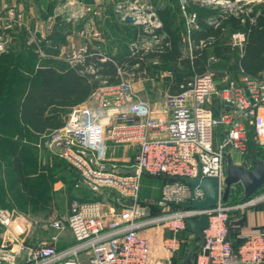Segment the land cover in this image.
<instances>
[{
	"label": "built area",
	"instance_id": "1",
	"mask_svg": "<svg viewBox=\"0 0 264 264\" xmlns=\"http://www.w3.org/2000/svg\"><path fill=\"white\" fill-rule=\"evenodd\" d=\"M138 1L132 6L135 8L122 15V19L130 16L136 20L135 25L144 26L150 35L144 46L151 48L160 42L154 34L162 24L151 1L141 6L137 5ZM256 1L264 0H181L184 11L190 3L221 8L218 18L207 19L216 26L219 18L228 11L242 10ZM74 6L75 14L64 16V22L75 25L91 14H99L90 5L76 2ZM146 10L150 14H146ZM184 17L188 18L189 32L195 27L198 16L196 13L187 16L185 12ZM0 21L2 56L8 54L11 47L12 36L8 32L15 31L21 21L13 10L1 16ZM233 40L235 46L243 47L245 35L235 34ZM133 47L136 49L138 44ZM91 56L92 52L81 48L71 54L69 65L84 64ZM100 56L103 62L107 61V57ZM86 72L101 79L94 67H89ZM119 77L121 84L115 86L107 85V80L102 81V86L86 103L69 110L64 128L41 137V148L72 165L81 173L85 184L96 192H106V197L112 199L118 209L109 211L110 218L106 219L104 204L74 200L67 224L63 220L52 221L53 235L34 247H28L23 239L27 229L19 224L14 227L18 219L9 211H2L0 230H10L14 239L0 241V264H152L153 245L142 235L143 231L160 227L170 231L173 236L164 240L163 245L167 251L176 252L180 250L186 222L199 219L203 214L208 215L209 224L203 231L196 264H264L262 230L253 229L245 234L237 252L229 239L231 213L263 202L264 193L236 205L220 200L205 211L175 201L181 204L180 209L167 210L154 217L140 200L146 175L214 178L219 180L222 193L228 152L234 150L245 156L251 141L255 148L264 149V74L252 77L240 72L238 79L220 87L214 71L209 70L189 80L179 93L167 92L164 108L160 109L161 116L156 113V105L139 94L135 73L119 70ZM216 102L221 106L219 115L215 113ZM243 122L255 128L251 138ZM223 125L229 127L228 132L222 143L216 145L214 131ZM154 130H164L165 136L154 137L150 134ZM109 142L114 148L137 150L129 161L128 170L103 164L111 148ZM205 198L204 191L199 188L194 191L196 202H203ZM66 226L74 244L61 250Z\"/></svg>",
	"mask_w": 264,
	"mask_h": 264
},
{
	"label": "trees",
	"instance_id": "2",
	"mask_svg": "<svg viewBox=\"0 0 264 264\" xmlns=\"http://www.w3.org/2000/svg\"><path fill=\"white\" fill-rule=\"evenodd\" d=\"M151 2L162 24L154 34L160 42L151 48L144 46V43L150 40L145 27L122 22L113 12L114 4L112 3L109 4L108 9L113 14L110 21L113 27L111 33L106 34L112 37V40L106 54L99 50L93 51L92 56L87 58L84 64L75 67L50 64L36 71L31 70L33 75L24 80V83H28L24 89L18 88L16 79L20 77L21 68L17 67L15 62L9 63L10 59L7 55L0 57V106L6 105L9 109L12 106L8 121L4 122L0 115V126H9V128L17 126L39 137L60 130L66 123L63 113L72 107L86 103L102 86V81L107 80V85L113 86L121 84L119 70L133 72L138 79H150L154 70L169 69L173 78L167 79V86H170L171 93H179L181 87L189 80L211 70L210 52L214 60L227 61L232 71L244 72L252 77H262L264 74V1L251 3L239 11H228L223 18H219L218 26L211 25L207 19L215 16L218 18L221 15V8L213 9L208 5L190 3V8L198 17L195 27H191L189 32L182 20L178 0H151ZM61 20L60 17L57 18L48 40L43 41L46 47L47 42H53L49 48L52 50L46 52L50 57L58 54L59 43L66 42L67 33L72 29L71 23ZM238 33L245 35L243 47L233 44V36ZM184 35L193 43V53L190 57L183 54ZM134 44H138L136 49L133 47ZM101 54L108 58L107 61L101 60ZM20 66L23 67L21 64ZM89 67H94L101 79H96L95 75L87 73ZM215 107L216 111L221 108L218 102ZM54 110L58 111L54 112ZM252 153L264 160V149L253 147L250 142L246 154V167L248 164L251 165ZM14 164L16 172L21 176L20 158L15 159ZM147 177L158 178L165 185L175 183L170 177L164 175ZM80 184L78 181L75 187L83 189L82 194L89 190L93 195L92 198L81 200L82 202L101 203L107 195L106 192L94 191L87 184ZM263 190L264 188L258 193ZM242 192L241 187L233 189L229 203L233 205L241 203ZM101 193L103 195H99ZM189 204L190 199L186 201V206L188 207ZM168 206L174 208L170 209ZM168 206L156 207L157 210L150 211V215L159 216L167 210L176 211L182 207L176 202ZM237 216L238 212L231 213L229 224V239L236 252L244 242V239L239 237V226L234 222ZM187 234V230L181 234L182 246L180 252L176 254L174 264H188L186 260L189 255L186 256V252L191 251L189 247L197 242L195 237L191 240L192 242L189 241ZM200 251V248H195L194 254H191L192 264H196Z\"/></svg>",
	"mask_w": 264,
	"mask_h": 264
},
{
	"label": "rangeland",
	"instance_id": "3",
	"mask_svg": "<svg viewBox=\"0 0 264 264\" xmlns=\"http://www.w3.org/2000/svg\"><path fill=\"white\" fill-rule=\"evenodd\" d=\"M136 1L137 0H87V2L84 3L80 2V0H0V9L9 8L8 10H13L20 16L21 23L11 38V47L7 54V58L10 59L9 63L15 62L16 66L21 68L19 72L20 77L16 78L19 84L18 88L24 89L27 87L28 83H24V80L28 79V77H32L33 73L31 70L36 71L40 67L52 64L50 59H47L48 61L45 60V57L48 56L46 52L52 50L49 49L51 43H49L47 47L43 44L44 39L41 32L45 31L47 28H50V31L53 30L54 21H56L58 17L63 21V15L54 17L58 11H71L74 4L78 2L88 6L90 5V7L95 8L99 14H102L103 10L105 12L108 6H110L109 4L113 3V12L116 13L117 18L120 17V20H122V15L124 13L135 8L132 6L136 5ZM150 1L151 0H139L137 5H146ZM178 2L181 6L180 13H182V20H185L184 22L187 27L188 18L184 17L185 12L186 15L189 16L193 11L190 7L186 8V11H184V8H182L184 5L183 2H181V0H178ZM255 3H258V1ZM136 7L138 8V6ZM109 8L111 9L112 7ZM106 16L107 14L99 15L97 16V20L89 17L93 20L92 25L95 24L97 26L94 35L91 36L92 39L101 41L103 39L102 36L106 33V29L110 30L111 33L113 26H111L110 23L107 24V20H105ZM119 22L121 23V21ZM78 24L80 23H77L76 27L79 26ZM100 34L102 36H100ZM185 37L186 35H184V46L186 44ZM66 48V46L59 48L57 56H62L64 58L62 60L69 59L73 53L71 49ZM46 49L48 51H46ZM78 50L80 51L81 48ZM43 55H45V57ZM20 64L23 67H21ZM56 64L60 65L61 62H57ZM13 66L11 67L13 68ZM217 67L218 68L213 67V70L217 71L218 69L219 71L222 68L221 66ZM169 72H171L169 69L154 70V77L152 76L149 81L143 84V90L140 92L150 93V91H159V97L163 99L161 102L164 103L165 91L168 89L166 75ZM17 91L20 92V90ZM0 107V115L3 117L4 122L8 121L11 113L9 111L12 110V106H10V109L6 105ZM57 111L58 110H54V112ZM67 113V111L63 113L64 117L67 116ZM15 127L16 128H14V126L12 128H9V126H0V212L9 211L14 216H17V219L19 216L30 218L28 215H31L33 218L36 217L35 219L39 218V220H18L17 223L14 224V227L19 224L27 229L26 236H24L23 239L28 247H34L38 242L46 240L53 235L54 232L50 229L52 221L63 220L67 224L72 202L84 197L81 189H77L78 186H76V188L75 184L78 181L79 184L85 183L81 173L72 165L63 162L57 154L44 149V147L41 148V137L29 134L25 129H21L20 127ZM251 143L253 147H255V143L252 141ZM17 158H20L22 162L21 176H19L15 170L14 160ZM232 161L235 162L233 158ZM144 178L145 181L142 184L140 200L143 202L142 206L148 212L152 210L156 211V207L159 208L160 206H168L171 203H175V201L171 200L173 199V191H171V189L168 191L164 190L168 186L182 183L165 185L164 182L158 178H150L147 177V175ZM101 203L107 205L109 201L106 202L104 200L101 201ZM162 203H165V205H160ZM107 207L109 211L118 209L116 204L107 205ZM168 207L170 209L174 208L173 206ZM10 232L11 231L7 229L0 230V241L4 238L13 240L14 238ZM70 235L71 232L66 226L63 235V244L70 241ZM196 244L197 243H193L189 248L191 249L192 246L194 248ZM199 244L201 243L197 245ZM161 252H163L162 249ZM166 255L175 256L172 254ZM167 261V264L174 263H172L170 258H167ZM156 263L160 264L159 259Z\"/></svg>",
	"mask_w": 264,
	"mask_h": 264
},
{
	"label": "crops",
	"instance_id": "4",
	"mask_svg": "<svg viewBox=\"0 0 264 264\" xmlns=\"http://www.w3.org/2000/svg\"><path fill=\"white\" fill-rule=\"evenodd\" d=\"M80 1L84 2V3L87 2V0H80ZM8 9L9 8L0 9V17L5 16L7 11H9ZM75 11H76V7L73 6L71 11L60 10L57 12L56 16H54V17L60 16V15H63L66 17H71L73 14H75ZM103 12H104V10H103ZM103 12H102V14H98V15H92L91 14L87 18L82 19L80 24H78L79 26L77 25L78 27H76V24H75V26L73 24H71L72 29L67 33L66 42L64 44L59 43V46L60 47L66 46L67 47L66 49H71V52H76L79 48H86L89 52L99 50V51L103 52L104 54H106L107 50L110 47V43L112 40V37H109L108 35H106V34H110V30L106 29L105 30L106 33L104 34V36H102L100 34V36L103 37V39L101 41L91 38V36L94 35V32L97 29V26L95 24L92 25L93 20L90 18H94L97 20V16L107 14L106 19H105V20H107V24L110 23V21L112 19L111 15H113V14L108 8L104 13ZM55 22L56 21H54V24H55ZM122 22H124L126 24H130V23H127L125 20H123ZM1 24H2V21H0V25ZM54 24H53V26H54ZM51 31H50V28H47V29H45V31L41 32L44 40H46V41L48 40L47 38L50 35ZM14 32L15 31H9L8 33L10 36H13ZM185 42H186V44H185L184 49H183V54L186 57H190V56H192V53H193L192 52L193 51V43L191 40H189V38L187 36L185 38ZM49 43H53V42H47V44H49ZM54 43H55V41H54ZM5 55H7V54H5ZM2 56H4V55H2ZM2 56H0V57H2ZM56 56L57 55H54L52 57L46 56L45 60L48 61L47 59H50V62H52V64H55V65H58V64H56L57 62H61V64L58 66H61L63 64L66 66H70L69 65V59L62 60V59H64L62 56L61 57H59V56L56 57ZM209 56L211 57V60H212L211 70H213V67H216V68H218L217 66L222 67L219 71H218V69H217V71L213 70L215 73V79L218 82L220 87L225 86L231 80L238 79L240 72L230 70L227 61H223V60L216 61V60H214L213 54L211 52H210ZM58 58H60V59H58ZM43 67H46V66H43ZM152 76L154 77V73ZM152 76H151V78H152ZM166 77L169 80H172V78H173V76L171 75V72H169L166 75ZM149 80L150 79H146V78L145 79H142V78L138 79L137 83H136V89L138 90L139 94L143 98L147 99L148 101H150L151 103L156 105V113L160 114V109L162 110V108H164V103L161 102L163 99H162V97L161 98L159 97V94H158L159 91H150V93H144L143 91L140 92L141 90H143V87H142L143 84ZM166 91L171 92L170 86H168V89H166ZM166 91H165V94H166ZM163 97H164V95H163ZM215 106H216V103H215ZM70 109H68L67 112H69ZM228 112H230V114L232 113L231 110H228ZM215 113H216V115H219V110H217V111L215 110ZM161 115H163V114H160L159 116H161ZM234 119H236V118H234ZM243 123L247 128L249 138H251V136L254 135L255 128L253 126H251L250 124H248L247 122H243ZM228 129H229V127L227 125L219 126L215 129L214 140H215L216 145H219L222 143V141L226 137ZM150 134L153 135L154 137H164L165 136L164 130H154ZM109 145L111 146V148L108 151L107 160L105 162H103V164L107 167H117V168H120L121 170H128L129 167L131 166V163H129V161L134 158L137 150L134 148L133 149L132 148L124 149L121 147L120 148H114L112 142H109ZM119 154H120V156H119ZM227 156H230L231 159L233 158L235 161L234 164H236V165H242L246 162V155L242 156L238 152H235L234 150H230L228 152ZM226 163H227V158H226ZM248 167H251V165L248 164ZM144 181H145V178H143V183H144ZM169 189H171V191H173V194H172L173 199H171L172 201L185 202L191 196V189L188 188V186L183 185V184H175L172 186H168V187H166V189L164 191H168ZM82 190H81V192H82ZM262 193H264V190L261 191L260 193H257L255 196H260ZM83 195H84L83 198H79L80 201L81 200L84 201L89 197L90 198L93 197V195L91 194V192L89 190H86V192H84ZM99 195H103V194L101 193ZM104 200L106 202L110 200L109 203H107V205H113L114 204V201H112V199H110L106 196L103 199V201ZM107 205H105V207H106L105 208L106 219L110 218V213H109ZM237 212H238V216L234 219L235 220L234 222L236 223V225L239 226L238 228L240 231V233H239L240 238H242L245 234H247L249 231H251L253 229H260L264 232V201L255 205V206L248 207L244 210L237 211ZM14 217L16 218L17 216H14ZM28 217H30V218L19 216L18 220H39V218L35 219L36 218L35 216H34L35 218L31 217V215H28ZM142 235L148 237L151 240V243L153 245L152 246V249L154 251L153 252V259H152L153 264H157L156 262L158 261V259H159L160 264H167V262H168L167 258H170L172 263L174 262L176 254L179 253L180 250H178L176 252L167 251L163 245L164 240H169L172 238L173 235L170 231L160 227V228L145 230L142 232ZM187 236L189 237V239H188L189 241L194 239L193 234H191L190 232H188ZM70 238H71V239H69L70 241L66 244H63L64 241L61 242V245H60L61 250L74 244V239H73V237H71V235H70ZM197 244L195 245L194 248H193V246L191 247V251H189L190 253L186 252V256H187V254L189 256H191V254H194L195 248L201 249V244H199V245H197ZM181 246H182V244L180 245V249H181ZM161 249L163 250V252H161ZM166 254H172L175 256L172 257V256H168Z\"/></svg>",
	"mask_w": 264,
	"mask_h": 264
},
{
	"label": "water",
	"instance_id": "5",
	"mask_svg": "<svg viewBox=\"0 0 264 264\" xmlns=\"http://www.w3.org/2000/svg\"><path fill=\"white\" fill-rule=\"evenodd\" d=\"M150 14L149 10L145 11ZM130 24H136V20L130 16L125 18ZM171 180L175 183H184L191 189V197L189 208L205 211L215 206L220 200L229 203L233 189L241 187L242 199L245 203L253 198L262 188H264V160L259 159L254 153L251 156V167L247 168L245 163L236 165L231 157H227L226 178L224 188L221 193L220 183L218 179L202 178L200 175L195 178L173 177ZM199 188L204 191L206 198L203 202L194 200V191ZM209 224L208 215L203 214L199 219H190L186 222V230L193 234L197 243L202 242L203 231L207 229ZM187 263L192 264L191 256H188Z\"/></svg>",
	"mask_w": 264,
	"mask_h": 264
}]
</instances>
